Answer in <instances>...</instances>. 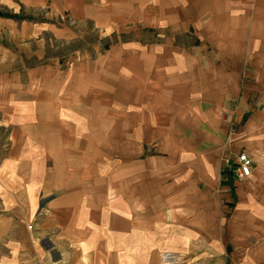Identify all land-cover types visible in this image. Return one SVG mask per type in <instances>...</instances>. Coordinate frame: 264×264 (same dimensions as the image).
Instances as JSON below:
<instances>
[{"label":"crops","instance_id":"obj_1","mask_svg":"<svg viewBox=\"0 0 264 264\" xmlns=\"http://www.w3.org/2000/svg\"><path fill=\"white\" fill-rule=\"evenodd\" d=\"M8 11L46 20L0 17V49L31 48L40 61L48 37L85 45L71 69L54 63L53 88L0 107L24 131L36 122L39 151L56 168L38 182L12 164L0 171V264H80L65 263L55 243L76 240L77 211L110 189L119 258L216 241L220 197L230 199L222 167L242 152L253 168L236 186L238 207L249 220L264 210V0H0ZM72 146H84L77 159ZM31 210L50 213L46 232L59 228L46 247L52 261L30 231ZM125 241L149 244L129 253ZM252 256L263 261L264 249Z\"/></svg>","mask_w":264,"mask_h":264},{"label":"rangeland","instance_id":"obj_2","mask_svg":"<svg viewBox=\"0 0 264 264\" xmlns=\"http://www.w3.org/2000/svg\"><path fill=\"white\" fill-rule=\"evenodd\" d=\"M35 14L8 11L4 14L0 13V17L12 19L18 25L27 22H38L39 19L46 20L45 17L38 18ZM47 42H50L48 44L49 47L46 46L45 53L40 61L33 55L34 49L31 48H22L20 50L14 46L8 49H4L3 47L0 49V86L8 85L10 87L9 90L0 93V107H4L5 103L12 102L15 104L16 102L35 100L44 85L45 89L53 88L50 84L53 78L52 68L56 67L54 63L61 65L64 69H71V63L74 61L73 57L85 45L82 41H58L52 37H48ZM29 46L31 47V45ZM7 52L8 55H6ZM12 92L13 97L10 101L8 96ZM18 121L19 119L15 121L14 118V123L12 121L8 122L5 116L0 113V171L12 164L13 169H27L30 172V180L38 182V172L56 168L53 167L52 159H50L51 155L49 156L46 152L44 156L39 151L40 146L37 145L36 122H34L30 130L24 131L19 126ZM112 140L111 138L109 142ZM83 147L72 146L69 153V155L71 154V158L69 157V159H77V154L78 152L80 154ZM101 148L106 149L109 160L115 157L117 153L115 145ZM242 154L247 153H240L236 162L231 161V159L224 161L222 167L221 184L228 187L230 199L227 201L224 197H220L218 207L220 217L218 226H216V241L191 242L183 246L167 247V249L165 247H158L156 256L149 259L143 257L134 259L129 257L119 258L116 256V195L110 189L109 192L104 193V199L97 196L96 192L88 195V198L93 202L91 204L93 208L77 211L75 215V222H77L75 230L76 240L60 241V238H57L59 241L55 243L56 251H60L65 255V263L73 259L80 264H118V261L122 263L123 260L126 263L135 260L136 264H138V261L140 264H144V262L147 264H261L262 262L264 264V258L261 261V259L253 258L252 256L256 250L264 249V210L257 211L260 215L257 214L258 217L249 220L244 216L247 212L240 211L238 207L239 199L236 186L238 182H243L249 177L239 178L237 176L238 159ZM78 159L80 161L78 160L70 164L83 165L85 161L83 156L81 158L78 157ZM81 161L82 163H80ZM109 169L110 174L112 171H115L116 162L110 160ZM224 170H227L228 174L223 175ZM61 180L63 183L67 179L62 176ZM107 180L110 182L114 181L115 178L111 177V179ZM103 200L109 203H104L106 206H103L106 209L100 208L102 206L100 202ZM81 205L84 206L85 204ZM29 212L30 231L32 234L43 235L41 237L43 240L38 244L42 247L46 257L49 258L48 260L52 261L53 256L46 250V247L47 243H49V236H55L56 234L58 236L60 233L59 228L54 227L52 231L46 232V228L48 227H46L45 223L50 217V213L38 214L37 210ZM246 220L247 222H245ZM148 244V242L134 243L125 241L124 250H129L130 253L133 245H138L143 250L148 248ZM91 249L99 256L100 251H103L102 253L107 251L108 256L107 258L90 257L88 256V252Z\"/></svg>","mask_w":264,"mask_h":264},{"label":"built area","instance_id":"obj_3","mask_svg":"<svg viewBox=\"0 0 264 264\" xmlns=\"http://www.w3.org/2000/svg\"><path fill=\"white\" fill-rule=\"evenodd\" d=\"M253 168V160L247 154H242L238 159L237 176L245 178L251 175Z\"/></svg>","mask_w":264,"mask_h":264},{"label":"trees","instance_id":"obj_4","mask_svg":"<svg viewBox=\"0 0 264 264\" xmlns=\"http://www.w3.org/2000/svg\"><path fill=\"white\" fill-rule=\"evenodd\" d=\"M226 174H228V171L224 170L223 175H226Z\"/></svg>","mask_w":264,"mask_h":264}]
</instances>
